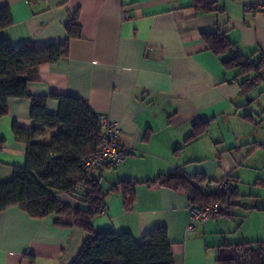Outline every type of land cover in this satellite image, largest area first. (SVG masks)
I'll return each instance as SVG.
<instances>
[{"label":"crops","instance_id":"crops-1","mask_svg":"<svg viewBox=\"0 0 264 264\" xmlns=\"http://www.w3.org/2000/svg\"><path fill=\"white\" fill-rule=\"evenodd\" d=\"M216 1L224 7L220 14L196 12L191 0H0L12 19L0 39L15 47L65 40L64 25L75 11L81 28L80 37L69 41L67 58L37 67L26 85L28 97L7 99V113L0 117V138L5 139L0 182L24 165L26 146L12 128L32 126L31 97L46 96V109L54 114L58 102L50 95H69L119 125L127 155L119 166L92 173L103 187L173 172L202 181L228 175L235 182L228 214L204 223H191L183 191L136 184L128 208L120 189L109 192L104 210L93 219L97 230L129 232L140 241L149 230L165 227L173 264H216L220 245L264 240L259 221L257 235L244 236L245 212L234 211L237 206L250 213L261 210L257 204H240L241 196L252 193H242L238 185L254 177V183L264 182L256 178L264 161V80L241 90L245 76L225 69L200 36L219 29L241 53L264 54V10L258 8L264 0ZM260 73L264 79V68ZM197 123L203 127L189 139ZM55 196L78 205L66 193ZM55 219L31 217L18 206L1 211L0 264H71L86 234L69 225V218Z\"/></svg>","mask_w":264,"mask_h":264},{"label":"trees","instance_id":"trees-1","mask_svg":"<svg viewBox=\"0 0 264 264\" xmlns=\"http://www.w3.org/2000/svg\"><path fill=\"white\" fill-rule=\"evenodd\" d=\"M34 1V0H29ZM190 7L199 13L220 14L224 7L216 0H191ZM75 11L64 25L66 39L48 45L27 41L15 47L10 41L0 39V117L7 113L9 97H28L27 83L33 78L37 67L67 58L69 41L79 38L81 28ZM7 7H0V30L11 24ZM220 26V25H219ZM207 50L219 56L225 69H238L245 78L241 90L261 82L264 54L245 55L219 29L200 33ZM58 102V110L51 114L46 109L47 97H31L30 119L32 126L21 129L13 125L17 141L26 146L23 166L14 167L12 178L0 182V212L10 206H18L29 216L44 218L55 215V222L69 218L86 234L81 248L71 264H173L171 244L165 227H155L136 241L131 233L99 231L93 219L105 208L109 192L120 189L128 202L134 198L135 185L158 184L173 190L183 191L190 203L218 201L227 208L231 197L236 195L235 182L229 195H209L199 183L203 178H187L179 172L159 175L154 180L140 182L122 179L109 187H103L91 172L84 169L82 160L100 146L101 127L98 115L88 107L85 100L69 95H50ZM204 124V122H203ZM202 124V125H203ZM200 124L190 138L200 133ZM5 139L0 138V151ZM115 168L104 165L101 168ZM117 167V166H116ZM99 168V169H101ZM66 193L75 198L77 206L60 201L55 194ZM228 214V213H227ZM216 264H264V240L242 241L222 244L218 247Z\"/></svg>","mask_w":264,"mask_h":264},{"label":"built area","instance_id":"built-area-1","mask_svg":"<svg viewBox=\"0 0 264 264\" xmlns=\"http://www.w3.org/2000/svg\"><path fill=\"white\" fill-rule=\"evenodd\" d=\"M259 9L264 10V4ZM101 127L100 146L91 154L83 158L82 163L87 172L94 171L108 165L116 167L125 161L127 155L126 147L120 140V128L116 121L106 114L98 115ZM199 187L209 195H229L233 191V183L224 176L219 181H202ZM188 211L191 217V223L206 222L207 220L219 215L227 214V208L218 201H202L200 203L188 204Z\"/></svg>","mask_w":264,"mask_h":264},{"label":"rangeland","instance_id":"rangeland-1","mask_svg":"<svg viewBox=\"0 0 264 264\" xmlns=\"http://www.w3.org/2000/svg\"><path fill=\"white\" fill-rule=\"evenodd\" d=\"M259 167H261L262 171L260 173V175H257L256 178L261 179L262 181H264V161H262V164L258 165ZM251 179V178H250ZM255 177L253 179H251L252 181H250L248 184L247 183H240L238 186L240 188V191L246 192L248 193H252V196H246L243 197L242 196L238 199L240 204L242 205H254L257 204L258 208L261 210H257L255 209V211H253L252 213H250L251 211L249 209H242L245 208L243 206H237L234 207V211L239 212V214L243 215V212H245L243 219H242V232L244 234V236H246L249 233H252L254 235H257V231L259 232V229L256 226V223L259 221L262 225H264V182L262 183H254ZM254 195V196H253ZM242 207V208H241ZM251 215V216H250ZM257 228V230H256ZM241 231V230H240ZM238 230V233H242ZM264 234V233H262ZM248 237V236H246Z\"/></svg>","mask_w":264,"mask_h":264}]
</instances>
